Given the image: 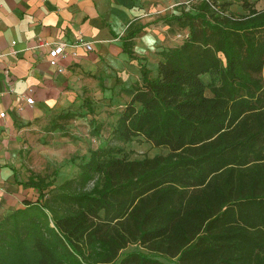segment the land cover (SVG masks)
Listing matches in <instances>:
<instances>
[{
	"label": "trees",
	"instance_id": "16d2710c",
	"mask_svg": "<svg viewBox=\"0 0 264 264\" xmlns=\"http://www.w3.org/2000/svg\"><path fill=\"white\" fill-rule=\"evenodd\" d=\"M237 1L163 17L187 34L155 76L141 65L111 142L74 176L25 180L35 195L0 219V264H264V7ZM136 137L165 152L114 144Z\"/></svg>",
	"mask_w": 264,
	"mask_h": 264
},
{
	"label": "crops",
	"instance_id": "0c3cea01",
	"mask_svg": "<svg viewBox=\"0 0 264 264\" xmlns=\"http://www.w3.org/2000/svg\"><path fill=\"white\" fill-rule=\"evenodd\" d=\"M185 1L0 0V110L5 112L0 119V219L24 199H32L33 189L18 178L15 168L27 124L62 111L98 82L129 88L140 81L141 65L151 76L156 73L160 57L151 66L146 55L158 41L166 42V35L187 34L186 28L169 34L156 25L177 14L174 7ZM135 26L142 28L132 38V57L125 37ZM163 26L169 27L167 22ZM57 42L65 43L57 59L61 71L49 63V48ZM26 96L33 102L26 103Z\"/></svg>",
	"mask_w": 264,
	"mask_h": 264
},
{
	"label": "rangeland",
	"instance_id": "374dc122",
	"mask_svg": "<svg viewBox=\"0 0 264 264\" xmlns=\"http://www.w3.org/2000/svg\"><path fill=\"white\" fill-rule=\"evenodd\" d=\"M230 1H233L231 10L235 13L243 11L237 0ZM251 1L258 9L264 7V0ZM187 2L188 0L185 1ZM174 8L179 11L178 5ZM163 24L158 23L156 26H160L162 32L166 30L170 34V28H164ZM173 27L174 31L177 30L175 24ZM166 39V42L158 41L153 53L146 55L149 65L153 66L156 57H160V48H168L181 40L180 37L171 34L166 35ZM139 59L145 60L144 57ZM202 79L207 82L208 76L205 75ZM94 85L84 88L79 99L62 111H53L47 116L36 117L27 124L20 136L19 159L15 165L20 180L25 181L29 176L40 175L52 181L53 185H58L77 173L78 163L88 157L91 149L111 142L113 125L126 99V96L121 94L123 85L117 82L107 85V82L103 81ZM114 144L123 147L129 158H142L165 152L164 149L151 146L141 137ZM31 192H33L31 197L34 198L35 191ZM134 249L135 246H128L123 252Z\"/></svg>",
	"mask_w": 264,
	"mask_h": 264
},
{
	"label": "built area",
	"instance_id": "2783aa9c",
	"mask_svg": "<svg viewBox=\"0 0 264 264\" xmlns=\"http://www.w3.org/2000/svg\"><path fill=\"white\" fill-rule=\"evenodd\" d=\"M81 44H83L86 47V49L91 48L89 43L84 42ZM75 45H77V44H75ZM64 47H65L64 42H57V43L52 44L51 47L49 48V51H48L49 63L51 65L56 66L58 71H61V68L57 65V59L61 54H63ZM25 101H26V103H32L33 102L32 98L28 97V96L25 97ZM4 116H5V112L0 110V119L4 118Z\"/></svg>",
	"mask_w": 264,
	"mask_h": 264
}]
</instances>
